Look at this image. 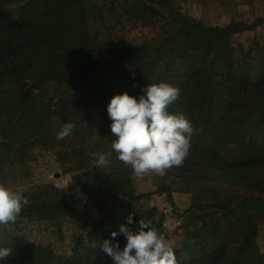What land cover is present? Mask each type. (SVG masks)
<instances>
[{
  "label": "trees",
  "instance_id": "obj_1",
  "mask_svg": "<svg viewBox=\"0 0 264 264\" xmlns=\"http://www.w3.org/2000/svg\"><path fill=\"white\" fill-rule=\"evenodd\" d=\"M130 22L153 35L134 45L125 35ZM259 28L264 12L212 25L180 0H0V174L15 166L32 173L34 142L53 147L73 176L63 188H24L29 204L0 226V247L13 249L0 264H112L100 246L129 215L165 235V221L179 220V264H232L234 244L255 246L251 264H264V40L244 70L232 43ZM162 81L181 89L168 111L192 122L190 151L163 177H137L112 149L107 106L114 95L139 99ZM86 110L103 134L58 149L52 122L64 114L83 121ZM98 153L107 165H98ZM136 179L155 189L138 192ZM176 194L189 195L190 206L180 209ZM32 227L64 247L39 243ZM116 239L123 248V236Z\"/></svg>",
  "mask_w": 264,
  "mask_h": 264
},
{
  "label": "clouds",
  "instance_id": "obj_2",
  "mask_svg": "<svg viewBox=\"0 0 264 264\" xmlns=\"http://www.w3.org/2000/svg\"><path fill=\"white\" fill-rule=\"evenodd\" d=\"M141 91L139 99L127 92L111 98L107 112L116 138L112 149L117 159L133 169L135 176L154 173L163 177L168 169L183 165L195 129L183 113L168 111L180 97L179 87L162 81L149 84ZM74 128L73 123H65L57 133V140L69 136ZM96 155L98 165L109 163L106 154ZM24 191L0 183V226L14 224L29 204ZM120 235L126 241L123 248L116 239ZM111 237L103 241L100 249L111 258L112 264H179L176 250L166 235L153 226L152 220L140 219L137 223L129 215L127 224H121ZM12 254V248L0 247V260Z\"/></svg>",
  "mask_w": 264,
  "mask_h": 264
},
{
  "label": "rangeland",
  "instance_id": "obj_3",
  "mask_svg": "<svg viewBox=\"0 0 264 264\" xmlns=\"http://www.w3.org/2000/svg\"><path fill=\"white\" fill-rule=\"evenodd\" d=\"M180 5L183 10L187 9L191 15L203 20L207 24L222 25L234 20H247L257 13L264 12V0H180ZM153 35L149 27L142 24L130 22L126 25V36L129 42L134 45H140L145 39V35ZM264 40V28H259L255 32H247L233 38L232 43L236 52V61L239 68L244 70L245 66L254 53L255 41ZM36 112V111H35ZM85 120H81V115L68 116L65 115L56 118L52 122L54 132H60L65 123L71 122L76 124L71 134L64 139L58 140L57 148H72L81 143L87 142L90 139L99 137L103 134L101 123L97 115L89 110L83 113ZM37 118V116H32ZM41 121V116L39 115ZM3 140V138H0ZM9 140V139H8ZM13 142V141H12ZM15 145L21 146L15 142ZM31 150L36 156L32 173L24 171L20 166L13 168H3V173L0 174V183H4L14 189L30 188L32 185H44L53 182L56 187H67L73 179L72 173H67L63 168V163L60 162L59 156L53 147L41 146L31 143ZM134 186L138 192H149L155 188L150 181L144 179H136ZM175 203L180 209H186L191 204V197L184 194L175 195ZM162 209V206H160ZM167 239L173 247H180V238L177 236V226L180 225L179 220L169 219L165 221ZM33 239L39 243H48L52 241L57 248L64 247V243L58 240L57 237L51 236L46 231L39 230L37 227H32L28 231ZM260 246L264 251V227L261 231ZM256 247L253 245L239 246L234 244L231 251L236 252V256L232 264H251L253 254L256 252Z\"/></svg>",
  "mask_w": 264,
  "mask_h": 264
}]
</instances>
